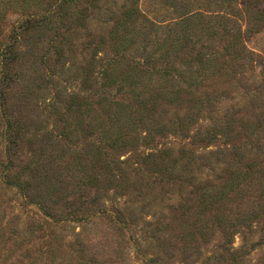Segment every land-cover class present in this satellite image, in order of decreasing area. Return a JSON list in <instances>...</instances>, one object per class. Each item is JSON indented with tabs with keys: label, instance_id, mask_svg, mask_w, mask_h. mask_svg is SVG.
I'll use <instances>...</instances> for the list:
<instances>
[{
	"label": "trees",
	"instance_id": "16d2710c",
	"mask_svg": "<svg viewBox=\"0 0 264 264\" xmlns=\"http://www.w3.org/2000/svg\"><path fill=\"white\" fill-rule=\"evenodd\" d=\"M143 1L0 0V19L5 18L6 12L16 9L22 16L8 31L0 26V184L13 188L22 200L35 205L45 218L37 225L30 224L24 233L16 231L15 234V226L1 225L0 259L5 256L1 249L13 243L17 249L22 245V248L33 246L34 257L29 264H68L69 260L72 264L94 262L85 259L81 251L72 248L69 242L66 247L68 254L56 256L62 251V246L54 245L57 239L54 230L69 220L68 213L63 215L59 212L61 207L68 209L75 206V210L70 211V222L87 224L103 216L109 224L122 231V235L132 239L128 234L132 222L128 224L131 218H126V213L119 209L108 212L104 207L89 213L81 197L102 187V180L109 189L116 191L125 172L139 164L147 173L148 185L160 190L176 184L180 188L178 194L167 198L170 201H166L168 213H164V209L154 226L144 230L139 244L134 240L137 254L140 255L138 248L141 252L144 248L150 249L158 253L154 258L159 261L162 247H168L170 252H177L182 264H192L189 253L193 256L199 254L196 251L201 245L219 232L218 249L206 258L209 264H238L243 257L239 255L242 247L239 250L232 248V239L244 226L249 228L251 220L258 219L253 217L261 216L259 200L264 195V169L258 170V165L251 162L242 171L233 163L224 162L226 165L219 167L214 161L202 166L206 168L205 173L200 168L193 172L192 167L200 157L185 146H179L176 150L170 146L156 151L150 149L138 156L136 162L132 156L120 159L123 154L120 155L119 151L130 143L147 145L155 135L169 127L179 132L188 131L191 120H187L186 124L182 120L170 121L173 123L169 126L156 120L157 116L164 115V107L182 98L195 97L193 101L197 106L205 108L207 105L205 111L213 113L217 98L210 97L206 90L200 89L206 80L217 75L229 77L235 68L242 67L248 61L251 53L246 49L245 35L255 32L252 22L257 13L251 6V0H241L239 3L237 0H220L219 3L206 0L212 10L214 7H218V10L212 11L205 6L206 10L193 12L188 8L182 10L180 15L169 2L171 0H151V8L142 7ZM35 5L41 7V12L33 10ZM97 9L104 11L106 22L112 23V26L105 34H99L98 29H94L96 36L85 45L94 44L93 55L100 52L102 46L110 45L113 56L108 58L106 65L99 64L105 80L111 77L110 64L120 68L126 66L123 86L115 87L121 99L114 104L102 103L106 98L103 85L95 90L94 104L82 97L70 96L62 113L65 118L59 117L61 126H58L57 119L49 131L41 135L44 138L38 139V145L35 144L37 148L34 149L25 138L26 112L20 111L15 115L8 113L5 94L11 84L20 79L19 69L15 66L20 43L29 32L52 26L54 33L50 44L58 40L52 46L58 60L70 36L74 37L81 29L77 26L87 28L90 16L99 13ZM55 14L58 18L54 21L52 18ZM169 14L175 16L165 20ZM72 16L74 21L68 22ZM154 119L156 123L152 124ZM219 119V131H196L191 138L213 143L219 138L218 134L226 136L228 129L238 123L234 109L227 110ZM82 133L83 136L95 137L77 143ZM60 139L74 142L70 145V160L60 159L55 154L50 157L46 155L44 144L53 145ZM231 154L233 158L236 151ZM24 159L31 160L26 162ZM65 169L80 175L75 176V181L80 185L72 189L69 195L58 191L57 185L60 172ZM48 178H52L53 182ZM33 180L50 181L45 194L39 198L33 192ZM35 185L39 186L37 183ZM248 193L256 196L250 200L247 210H240L243 195ZM262 244L264 236L253 248ZM145 261L153 263L156 260Z\"/></svg>",
	"mask_w": 264,
	"mask_h": 264
},
{
	"label": "rangeland",
	"instance_id": "374dc122",
	"mask_svg": "<svg viewBox=\"0 0 264 264\" xmlns=\"http://www.w3.org/2000/svg\"><path fill=\"white\" fill-rule=\"evenodd\" d=\"M213 1L220 2V0ZM169 2L173 5L177 15L188 8L194 12L204 11L206 10L205 6H208L209 10H212L206 0H171ZM150 3L151 0H144L142 7L151 8ZM251 6L257 14L252 22L255 32L245 35L246 49L251 53L248 61L242 67L235 68L231 75L229 73V77L217 75L206 80L200 89L206 90V94L210 97L217 98L213 113L205 111L207 105L205 108L197 106L196 101H193L195 97L192 99L182 98L180 101L164 107V115L157 116L158 119H155L165 126L173 123H169L170 121L182 120L186 124L187 120H191L188 131L179 132L170 127L166 128V131L155 135L153 141L147 145L140 142L128 144L119 151L120 155L123 154L120 159L124 160L132 156L136 162L138 156L150 149L156 151L170 146L176 150L179 146H185L200 157L192 167L193 172H197L200 168L205 173L206 168L202 166H208L214 161L219 167L226 165L224 162L233 163L242 171L251 162L258 165V170L264 169V0H251ZM33 10L41 12V7L35 5ZM97 10L99 13L90 16L87 28L82 29L81 25L77 26L81 29L77 30L74 37L70 36L62 57L58 60L52 47L58 40H53V43L50 44L54 33L52 26H49L50 29L46 27L29 32L20 43L19 56L15 62L16 68L19 69L20 79L12 83L10 90L5 91V94L8 113L11 112L15 115L20 111L26 112L24 126L27 133L25 138L30 141L34 149L37 148L35 144L38 145L41 135L44 136L57 119L58 126H61L59 117L65 118L62 113H64L70 96L82 97L86 102L94 104L95 90L98 86L103 85V94L106 98L102 103L114 104L115 101L121 99V96L115 91V87L123 86L122 79L125 78L126 66L122 65L120 68L110 64L111 77L109 80H105L106 77L102 76L99 64L106 65L109 61L108 58L113 56L110 45L102 46L101 50L99 49L100 52L95 55H93L94 44L87 47L85 45L96 36L97 32L94 29H98L99 34H105L112 26V23L106 22L104 11ZM214 10L217 11L218 7H214ZM71 12L74 13L73 8H71ZM174 16L169 14L164 19ZM96 17L101 19L97 20ZM21 18L17 9L14 12L8 11L4 19L1 17L0 26L8 31ZM55 18H58L56 14L52 20L55 21ZM73 18L72 16L68 19V22H73ZM239 22L240 20L237 21V23ZM64 24L62 29H64ZM46 25L48 26L49 23ZM232 109L236 112L238 123L232 129L231 127L228 129L226 136L218 134L219 138L213 143H206L199 138H191V135L196 131L200 133L219 131L221 129L218 123L219 118L227 110L231 111ZM155 119L151 121L152 124L156 123ZM43 136L41 140L44 138ZM94 137V135L83 136L82 133L77 139V143ZM72 144L74 142L62 139L53 145L45 143L46 155L50 157L55 154L60 159L70 160L72 154L70 145ZM232 151H236L233 158ZM29 160L31 159H24L26 162ZM202 172L201 174L204 176ZM60 173L61 177L58 178L57 184L60 190L58 191L69 195L72 189L80 185L75 181L77 180L75 176L80 175H76V173L74 175V171L70 169L61 170ZM147 178V173L140 164L138 167L131 166L118 183L116 191L109 189L102 180V187L94 192L85 193L81 197L84 208L88 206L89 213L99 207H104L112 213L118 209L122 213H126V218H131L128 224L132 222V227L130 228V225L128 227V234H131L132 239H129L127 235H122L123 232L109 224L103 216L99 219L95 218L87 224L70 222V211L75 210V206H69L68 209L61 207L59 212H62L63 215L68 213L69 220L64 221L59 225V228L54 230V235L57 237L54 245L62 246V251L58 252L56 256L61 257L64 253L68 254L66 247L69 242L72 248H78L81 251L85 259L94 260L90 264H182L177 252H170L171 249L169 250L168 247H162V254L158 255L159 261L154 258L158 253H153L150 249L144 248V251L141 252L138 248L140 255L136 252L135 248L137 247L134 240L139 244L144 230L154 226L167 203H170L167 198L178 194L180 188L176 184L160 190L156 186L148 185ZM48 179L53 182L52 178ZM36 183L39 186H36ZM49 183L50 181L33 180L35 196L40 197L45 194V188L49 186ZM249 194L250 197H248ZM254 196H256L254 193L243 195L240 210H247V205ZM166 201L168 202L166 203ZM259 202L261 216L253 218H260V220H251L248 223L249 228L244 226L239 231L240 233L234 235L232 239L233 249L239 250L242 247L239 250V255H243V257L239 259L238 264H264V244L253 248L254 244L264 236V195ZM79 205L83 208L81 203ZM164 213H168V208L164 210ZM44 220L45 218L35 205L22 200L13 188H5L0 184V226H15V234L16 231L24 233L30 224L37 225ZM77 233L80 235L76 236ZM219 243L220 234L216 232L210 236L207 243L201 245L196 251L199 254L195 253L193 256L192 253H189V255L191 254L190 262L192 264H209L210 261L206 258L212 252L217 251ZM22 246L17 249L13 243H10L6 245L5 249H1L5 256L0 259V264H29L31 258L34 257L33 246L26 248H22ZM150 259L156 261L153 263L145 261ZM68 264H72L71 260Z\"/></svg>",
	"mask_w": 264,
	"mask_h": 264
}]
</instances>
